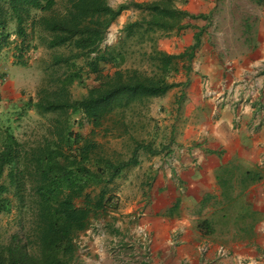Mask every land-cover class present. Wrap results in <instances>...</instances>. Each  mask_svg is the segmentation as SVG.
I'll return each mask as SVG.
<instances>
[{"label":"trees","instance_id":"trees-1","mask_svg":"<svg viewBox=\"0 0 264 264\" xmlns=\"http://www.w3.org/2000/svg\"><path fill=\"white\" fill-rule=\"evenodd\" d=\"M186 1L150 0L114 8L110 0H0V88L8 78L1 64L8 50L22 57L39 44L67 50L55 53L47 68L56 73L66 70L60 76L49 74L37 93L17 106L21 118L29 110L40 115L30 127L34 137L25 131L21 139L10 124L0 125V214L19 217L18 229L6 241L0 238V264H74L77 237L93 219L119 209L118 177L140 165L141 154L173 153V137L158 142L157 134L145 139L133 128L143 122L140 117L147 116L153 99L189 85V79L170 78L191 72L205 27H198L194 43L180 53L158 49L152 36L157 30L180 32L192 26L185 23L188 18H209L189 13L182 7ZM130 5L144 15L125 23L116 44L102 47L109 29ZM91 76L97 82L94 85L85 79ZM76 83L87 88L79 97L72 95ZM182 99L176 102L178 112ZM84 119L93 125L91 135L79 130ZM154 127L155 131L161 128ZM98 129L126 138L130 151L108 152L95 139ZM217 177L221 198L212 215L199 220L198 230L204 236L215 235V217L220 215L219 224L224 222L237 235L250 237L258 212L246 191L262 179L260 171L230 163ZM237 202L241 208L231 213ZM177 207L170 208V213Z\"/></svg>","mask_w":264,"mask_h":264},{"label":"rangeland","instance_id":"rangeland-1","mask_svg":"<svg viewBox=\"0 0 264 264\" xmlns=\"http://www.w3.org/2000/svg\"><path fill=\"white\" fill-rule=\"evenodd\" d=\"M143 1L150 0H110V4L114 8H118L122 4ZM142 15H144L142 11L130 5V8L124 10L115 20L102 47L116 44L122 35L121 30L125 23L138 19ZM254 18L262 20L260 9L254 6L251 0H220L209 14V18L202 22L205 27V32L202 35L203 42L191 62V72L173 75L170 80L185 82L189 79L190 85V75H196L198 83L193 81L196 85V92L203 96L206 91L204 84L208 81L212 94L204 99L218 97L217 94H220L221 91L217 93V90L222 83L229 81L227 77L235 75L237 65L242 63L245 66L248 61H259L258 57H261L262 51H264V47H262L264 26L253 24ZM247 25H252L251 31ZM175 33L162 30L152 32V36L156 38V47L164 51L169 49L171 52L179 50L178 41L182 40L173 39L177 38ZM15 37L16 35L13 34L12 39ZM164 40L170 42L167 49L162 45ZM137 48L135 47V49ZM146 49H150L149 43H147ZM66 51L64 48L48 49L41 44L37 48L29 50L23 57L20 54H15L14 49L7 51L1 62L2 68L8 71V78L0 88V125L10 124L21 139L24 137L25 131L34 137L35 132L30 131V127L40 119V115L35 110H29L21 118L18 115L17 106L21 105L29 96L35 95L46 83L45 79L49 74L60 76L59 73L66 70L60 68L56 73L47 69L55 53ZM22 60L26 62L25 65L19 64ZM135 61L136 65L140 64L139 56L135 57ZM79 62L83 64V60ZM129 63H132V60ZM85 79L89 85L97 83L94 76ZM188 86L174 88L166 95L153 99L147 116L140 117L143 122L134 126V133L145 139H151V133L152 135L157 134L158 142L168 141L173 137L175 139L173 147H178L177 142L180 143L182 130L188 120L184 110L188 99ZM86 92L87 88L79 83L72 87L73 97H79ZM181 96L183 99L178 112L176 102ZM145 113L147 112H144L143 115ZM155 124L160 125V130L155 131ZM79 130L85 135H91L93 125L84 119V124ZM102 132L98 129L95 139L102 142L108 152L116 150L126 154L130 151L131 144L125 141L126 138H115ZM140 161V165L127 169L115 181L120 199L119 209L105 217L93 219L90 228L77 237L78 250L74 264H165L171 262V255L164 252V249L167 250V246H165V240L168 237L166 230L164 234L159 230V234L155 235L156 228L151 230L147 223V219L150 218L168 217L169 209L173 207V204L168 205L170 204L168 202L174 200L178 193L176 190L164 193L162 192L165 190L164 188L158 191L161 178L158 179L157 169L164 167L168 159L165 155L149 157L141 154ZM183 205L189 210L185 202ZM237 207L241 208L239 204H235L231 210L233 211ZM208 214L210 213L204 212V216H210ZM18 219L16 213L0 214V238L3 241H6L18 229ZM215 220L219 229L218 233L209 237L203 236L204 239L210 241L203 242L210 244L219 242L220 245L230 247L234 244L235 230L227 231L230 228L229 225L224 222L219 224L220 215L216 216ZM170 238H172V232Z\"/></svg>","mask_w":264,"mask_h":264},{"label":"crops","instance_id":"crops-1","mask_svg":"<svg viewBox=\"0 0 264 264\" xmlns=\"http://www.w3.org/2000/svg\"><path fill=\"white\" fill-rule=\"evenodd\" d=\"M219 1L187 0L182 7L193 15H209ZM251 1L262 16V20L254 18L253 24L263 27L264 1L261 4ZM205 20L188 18L185 23L192 26L176 31L177 38L173 39L182 40L178 41L180 52L194 43L195 33L198 27L203 28ZM247 26L251 31L252 25ZM162 43L165 49L169 48L168 40ZM179 50L167 49V52L180 53ZM258 58L259 61H248L245 66L238 64L235 75L227 77L230 82L225 81L216 89L217 93L221 91L218 97L208 100L204 98L212 94L209 82H205L206 91L202 96L193 83H198V77L190 75L184 109L188 120L180 143L177 142L178 147L167 156L166 165L157 169L158 179L161 178L158 191L162 188L167 189L162 191L164 193L176 190L175 199L168 205L178 204V207L172 213L169 211L168 217L147 219L150 229L156 228L155 235L159 230L162 234L166 230L167 250L164 252L171 255L172 263L165 264H264V51ZM230 163L239 164L243 169H257L262 179L249 185L246 191L248 202L258 212L253 234L248 237L234 232V244L225 247L219 242L205 243L210 241L203 238L197 225L215 210L222 192L217 176ZM204 212H209L210 216H204Z\"/></svg>","mask_w":264,"mask_h":264}]
</instances>
